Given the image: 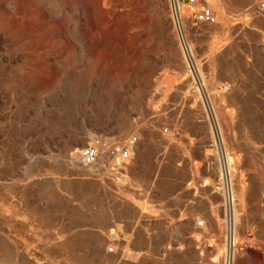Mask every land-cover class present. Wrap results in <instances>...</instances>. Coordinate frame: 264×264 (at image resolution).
<instances>
[{"label":"rangeland","instance_id":"374dc122","mask_svg":"<svg viewBox=\"0 0 264 264\" xmlns=\"http://www.w3.org/2000/svg\"><path fill=\"white\" fill-rule=\"evenodd\" d=\"M253 1H201L216 23H185L195 77L167 0H0V264H264ZM133 136L117 172L77 161Z\"/></svg>","mask_w":264,"mask_h":264},{"label":"built area","instance_id":"2783aa9c","mask_svg":"<svg viewBox=\"0 0 264 264\" xmlns=\"http://www.w3.org/2000/svg\"><path fill=\"white\" fill-rule=\"evenodd\" d=\"M202 0H167V8L169 19L173 32L183 51L189 70L193 76H197V63L193 55L192 47L187 39L185 23L191 22L192 26L198 24H214L216 23V15L211 8L202 4ZM250 13L264 15V0H254L253 4L248 8ZM135 136L120 142H92L81 148L77 153V161L85 167L95 166L100 159L105 157L109 169L117 172L125 166L132 155V147L136 143ZM221 189L223 192L224 205L227 210L233 206V193L230 172L228 167L222 164ZM202 221H198V225H202ZM111 249V248H110Z\"/></svg>","mask_w":264,"mask_h":264},{"label":"bare ground","instance_id":"6f19581e","mask_svg":"<svg viewBox=\"0 0 264 264\" xmlns=\"http://www.w3.org/2000/svg\"><path fill=\"white\" fill-rule=\"evenodd\" d=\"M200 80H201V78H200ZM201 85H202V87H204L203 86V83H202V81H201ZM206 96V98H207V94L205 95ZM180 99V98H179ZM207 101H208V103H209V99H207ZM213 113V112H212ZM208 152V151H207ZM222 158V159H221ZM220 159L222 160V164L224 163V165L226 166V167H228L229 168V165H228V156H227V154L226 153H224V155H223V157H222V154L220 155ZM234 205V204H233ZM236 209V208H235ZM233 214V213H232ZM234 217H236L235 216V210H234ZM116 236V235H115ZM101 240V239H100ZM125 240V239H124ZM125 242V241H124ZM99 243H102L103 245L104 244H106V243H108V239L107 238H103L102 239V241H100ZM102 247V246H101ZM104 247V246H103ZM110 251H112L113 250V248H111V249H109ZM120 253V252H119ZM1 256V255H0ZM9 257V256H8ZM229 258V257H228ZM11 259V258H10Z\"/></svg>","mask_w":264,"mask_h":264}]
</instances>
